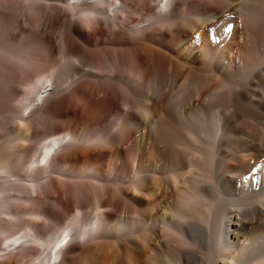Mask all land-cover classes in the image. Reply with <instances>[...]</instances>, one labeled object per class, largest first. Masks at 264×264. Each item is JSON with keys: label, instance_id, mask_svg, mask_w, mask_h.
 Masks as SVG:
<instances>
[{"label": "bare ground", "instance_id": "6f19581e", "mask_svg": "<svg viewBox=\"0 0 264 264\" xmlns=\"http://www.w3.org/2000/svg\"><path fill=\"white\" fill-rule=\"evenodd\" d=\"M235 1L0 0V113L21 99L28 142L0 147V264H264V149L222 117L264 122L259 66L235 73L264 0Z\"/></svg>", "mask_w": 264, "mask_h": 264}, {"label": "rangeland", "instance_id": "374dc122", "mask_svg": "<svg viewBox=\"0 0 264 264\" xmlns=\"http://www.w3.org/2000/svg\"><path fill=\"white\" fill-rule=\"evenodd\" d=\"M242 2H243L242 0H236L235 1L236 7H239V5ZM129 14L138 20L142 19L143 14H149L152 17L155 15L154 12H148V13H146V12H141V13L140 12H131ZM229 31H230L229 27L223 28V33L221 34L222 39L220 37L211 38L210 40L207 37L205 38V41L208 40L206 43L209 45L210 51H212L214 54H217L220 51V47H223L224 45L228 44L229 40H227L226 37H227V35L231 34ZM212 44H214V45H212ZM263 47H264V40L262 43V48ZM250 48L251 49H248V47H247L248 50L246 49L243 52L242 57L244 60L240 61L239 65H237V67L235 68V73H238V71H241L242 73H244V71L246 70V67L249 66L250 64L254 63V61H256L255 64L257 67L258 66L259 67L256 68L254 71H252L251 74H247V72H246L244 74V77H243V80H245V81L248 79H252L253 77H255L258 74L264 75V72L261 68V67L264 68V53L262 52V50L264 51V48L259 50V47H254L253 45H251ZM249 50H250V52H249ZM257 52H259V54ZM251 53L253 54L254 60H249L250 57H252ZM254 53H256V54H254ZM257 54H258V56H256ZM206 60L209 61L210 58H206ZM243 63H244V65H243ZM250 71L251 70H249V72ZM67 80H70L68 75L65 77L64 81H67ZM261 90H264V89H261ZM260 93H262V92L260 91ZM260 93H258V94H260ZM208 100L209 99L207 98V101ZM216 102L217 101L215 100V103ZM8 105H9V109L7 111H5L4 113H0V142H1L0 147L4 150L12 152L13 151L12 149L14 148V146L27 144L28 142L25 139V136H24L25 134L21 133V132H23V130H22L23 129V127H22L23 122L20 119V117H18V116H20V113L23 111V109H22L23 103H22L21 99H19L18 96H13L8 101ZM222 112H223L222 117L224 118L223 135H224L225 140L228 137L229 138L232 137L231 139H234L236 141H244V142L253 144V140L250 138H245V139H242L241 137L238 138L239 135L236 134V132L233 128L234 124H236L238 127L248 125L250 128H252L254 130L255 133L258 134V138L256 139L258 143H256L255 147L257 148V144H258L262 149H264L263 148L264 147V126H263L264 122H263L262 118H259L258 116H254V118H252V119L249 118L248 110H245L244 108L237 106V105H234L231 108H226L224 110L222 109ZM6 117H8V118H6ZM231 118H234L233 121H228V119H231ZM225 119H227V120L225 121ZM19 120H21V121H19ZM16 123L19 124V126H17ZM16 128H17V130H16ZM16 132H17V134H16ZM24 142H26V143H24ZM224 147L229 149L228 146H224ZM261 148H260V151H261ZM128 160H129L130 165H131L130 170H131L132 174H134L133 173L134 172L133 171L134 170L133 169V167H134L133 157L130 156L128 158ZM249 184H250L249 186L251 187V189L253 187H255L256 185H258L259 188H261V187L264 188V167H260L258 170L251 172Z\"/></svg>", "mask_w": 264, "mask_h": 264}]
</instances>
